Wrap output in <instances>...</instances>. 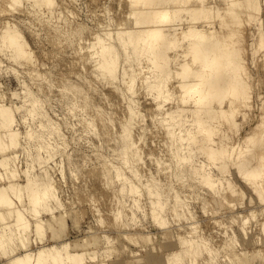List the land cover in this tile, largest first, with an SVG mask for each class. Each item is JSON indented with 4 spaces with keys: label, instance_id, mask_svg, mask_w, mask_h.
<instances>
[{
    "label": "rangeland",
    "instance_id": "obj_1",
    "mask_svg": "<svg viewBox=\"0 0 264 264\" xmlns=\"http://www.w3.org/2000/svg\"><path fill=\"white\" fill-rule=\"evenodd\" d=\"M36 1L0 0V105L13 111L17 134L11 145L0 124V264H52L51 249L60 251L58 264H264V191L257 199L230 159L226 176L242 192L229 195L233 203L199 182L201 162L199 172L213 181L222 176L185 139L194 124L189 112L180 114L175 84L153 94L157 73L135 55L130 26L119 27L131 13L127 0H53L54 8ZM258 2L259 16L243 17L240 26L250 111L235 113L238 135L225 126L215 132L234 133L236 143L264 97V47L253 35L254 26L264 31V0ZM5 24L22 34L27 56L7 47ZM49 184V209L35 213L31 201ZM253 209L255 218L247 215Z\"/></svg>",
    "mask_w": 264,
    "mask_h": 264
},
{
    "label": "bare ground",
    "instance_id": "obj_2",
    "mask_svg": "<svg viewBox=\"0 0 264 264\" xmlns=\"http://www.w3.org/2000/svg\"><path fill=\"white\" fill-rule=\"evenodd\" d=\"M4 1L8 4L10 0ZM221 1V7H217L213 0H127L126 3L131 13L128 21L120 23L119 27L130 26L127 36H132L131 43L135 55L139 57V53L142 54L146 61L151 63L153 71L157 73L160 81L155 85L153 94L156 97L161 96V91L169 80L178 88L179 93L177 94L180 97L178 102L180 101L183 108L180 110V114L182 111L189 112L191 122L194 124L193 130L186 131L185 139L190 142L191 146H195L197 151L204 154L207 160H210V166L218 170L222 176V179L213 181L209 173L199 172L204 166V163L201 162L196 169L199 182L205 185L210 192L219 190L222 200H228L229 195L234 196L233 198L240 196L241 190L231 177L229 179L226 176L227 174L231 176V167L227 164V160L230 159L241 182L256 194L257 199L261 200L264 191V97L259 96L260 94L258 99H261V102L257 108L256 122L249 127L241 142L236 143L231 140L235 132L236 135L239 134L237 133L238 124L234 119L235 113L240 114L242 107V111L245 112V109L251 107L252 99V84L249 81L250 78L247 80L250 76L246 74L247 72L244 73L246 71L243 65L245 60L243 62L241 60L243 57L241 56L240 43L243 39L240 34V26L243 23V17L246 20H251L253 16L257 17L261 10V4L258 2L259 0ZM36 2L39 6L42 3L49 8L53 6V0H38ZM261 19H259L260 22ZM216 20L218 21L217 25L215 24ZM255 28L257 30L253 31L255 33L253 35L258 41V46L264 47V31L260 32V28L254 26ZM2 34L7 47L14 48L17 56L23 58L29 54L22 34L12 26L7 24ZM119 40L128 55L127 42L123 37H119ZM108 53V62L111 66L115 57L111 54V50ZM262 59L264 72V56ZM171 61L173 65L179 67H173ZM223 102H225L224 106ZM215 104H221V108L216 110ZM247 110L250 111V109ZM241 116L245 117L242 114ZM13 122V111L5 105H0V124L10 136L11 145L17 141V134L12 128ZM193 124L185 122L187 126ZM223 126L226 131H234L232 136L229 135L231 142L228 147L225 145L229 142V139L226 140L229 137L228 133L223 131L226 134H222V132L219 135L216 134L218 129L222 131L221 127ZM220 131L218 132L220 133ZM214 136L216 137L214 138ZM234 150V155H231ZM8 190L18 199L20 198V191L15 184H9ZM53 194L54 188L49 184L48 189H45L41 196L32 199L33 211L38 213L39 206L48 208V202L47 204L45 202L52 196L54 197ZM2 197L4 199V195ZM233 198H229L232 201L228 200V202L233 203ZM17 211L20 216L18 219L23 221L24 215L21 211ZM261 213L264 218V208ZM257 214V209H253L247 215L255 218ZM260 230L264 233V221L260 224ZM35 233L40 240L45 236L44 229L40 224H36ZM166 235L168 236V234ZM48 256L52 264L59 263L60 251L58 249H51ZM76 260L79 261L78 258Z\"/></svg>",
    "mask_w": 264,
    "mask_h": 264
}]
</instances>
